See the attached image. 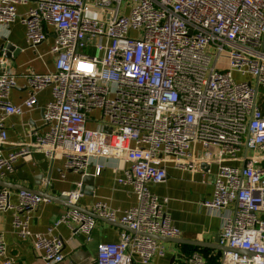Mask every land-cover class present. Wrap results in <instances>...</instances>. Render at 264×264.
<instances>
[{
  "label": "built area",
  "instance_id": "1",
  "mask_svg": "<svg viewBox=\"0 0 264 264\" xmlns=\"http://www.w3.org/2000/svg\"><path fill=\"white\" fill-rule=\"evenodd\" d=\"M28 6L18 14V7ZM21 22L29 49L53 38L55 70L27 76L28 96L19 105L12 72L0 75V180L34 153L86 174L94 159L130 164L119 183L131 185L137 206L118 218L108 204L90 212L129 228L116 243L97 247L96 264H151L167 253L155 237L178 239L181 232L166 210L167 199L149 185L168 179L167 166L213 176L207 212L220 219L219 264H264V0H0V28ZM44 107V134L4 155V120ZM98 113L99 117H92ZM96 123L89 129L88 122ZM104 165L98 163L96 174ZM82 183L70 203L77 205ZM0 187V213L13 210V228L47 264H62L66 225L92 241L96 220L76 210L62 214L47 234L30 221L49 200L21 191L12 206ZM240 251L248 253L243 255ZM184 264H208L200 252ZM0 264L7 257L0 233Z\"/></svg>",
  "mask_w": 264,
  "mask_h": 264
},
{
  "label": "crops",
  "instance_id": "2",
  "mask_svg": "<svg viewBox=\"0 0 264 264\" xmlns=\"http://www.w3.org/2000/svg\"><path fill=\"white\" fill-rule=\"evenodd\" d=\"M27 10L28 6H20L18 14L23 15ZM52 43L53 38H50L36 49H29L26 42V29L21 22L17 21L9 28H0V46L5 44L6 47L12 44L20 49L15 58L0 59V72L3 74L12 72L16 76L17 87L11 92L9 98L13 105H21L28 96V74L31 72L47 74L55 70V58L50 54ZM3 65H6L5 69ZM51 100V90L46 89L38 95V106L35 109L26 110L22 115L9 116L4 120L7 131V144L3 147L4 155L17 150L20 143H31L34 132L44 134L47 131L43 113L44 107ZM96 115L99 116L98 113H94L92 117ZM88 128H96V123L89 121ZM98 163L104 165L100 175L96 174ZM129 168L130 164L117 159H94L86 171V174L94 179V189L92 193L82 194L77 206L89 213L94 204L103 202L117 211L118 218L130 208L137 206L138 198L133 187L118 181L125 177V171ZM81 173V171L67 168L66 158L63 156H57L54 161H51L42 153H34L21 158L15 164L13 171L6 172L0 180L2 182L0 187L10 192L9 202L12 206H16L19 203V194L23 190L49 195L55 191L57 196L74 192L77 184L82 183ZM167 173L168 179L165 183L150 184L149 189L157 197L168 200L166 210L173 225L181 232V238L214 243L219 238L221 222L220 219L211 216L204 207V202L210 200L213 195L214 187L211 182L213 176L209 175L205 179L200 172L178 170L171 164L167 166ZM68 210L66 206L52 201L43 204L32 216L31 231L47 234L54 222ZM13 214V210L0 213V233L6 243L7 257L15 264H47L33 250L32 241L19 239L13 228ZM95 220L96 227L92 233L91 242H87L82 234L72 235L66 225H61L55 230L54 235L62 238L64 242L63 253L66 259L62 264H96L98 245L116 243L119 241L120 234L126 231L100 218ZM162 243L166 247V255L156 257L151 264H184L182 257L191 254L194 250L221 254L212 249ZM202 253L209 258L208 253ZM216 262L219 264V258Z\"/></svg>",
  "mask_w": 264,
  "mask_h": 264
},
{
  "label": "water",
  "instance_id": "3",
  "mask_svg": "<svg viewBox=\"0 0 264 264\" xmlns=\"http://www.w3.org/2000/svg\"><path fill=\"white\" fill-rule=\"evenodd\" d=\"M20 52V49L16 48L15 46H13L12 44H8L5 47V44L0 46V59L5 58L8 60H11L12 57L15 58L16 54ZM6 68V65H3V69ZM3 73L0 72V75H2ZM82 177V189H81V194H87V193H92L94 186H93V177L87 174H83L81 173ZM89 185V187H88ZM0 186H2V182H0ZM23 191H29V190H23ZM37 195L48 199L49 201L55 202V203H59L61 205L66 206L69 210H76V211H80L82 213L88 214V215H92L94 218H99L98 216L93 215L92 213H87L84 210H81V208H79L77 205H73L70 203V196L66 195V194H62L60 196H57L56 192L53 191L52 195L49 194H41V193H37ZM100 220H104V221H108L105 219L100 218ZM111 224L118 226L120 228H122L123 230H126V232H130L133 233V231L129 230L128 227L119 224L118 222H111L108 221ZM157 240L164 242V243H171V244H175V245H179V246H189V247H194V248H201V249H212L215 251H219V252H228V251H233V252H237V250H232L230 248H226V247H221L219 245L220 239L218 238L217 240H215L214 243H206V242H198V241H191V240H185L182 238H178V239H168V238H161V237H155ZM241 254L243 255H248V253L244 252V251H240Z\"/></svg>",
  "mask_w": 264,
  "mask_h": 264
},
{
  "label": "trees",
  "instance_id": "4",
  "mask_svg": "<svg viewBox=\"0 0 264 264\" xmlns=\"http://www.w3.org/2000/svg\"><path fill=\"white\" fill-rule=\"evenodd\" d=\"M198 250H194V252H197ZM198 252H200V251H198ZM202 252H206V253H208V251H201L200 253H202ZM193 253V252H192ZM203 254V253H202ZM209 254V258H208V264H217V262L216 261H218V258H219V256H220V254H215V253H208Z\"/></svg>",
  "mask_w": 264,
  "mask_h": 264
},
{
  "label": "rangeland",
  "instance_id": "5",
  "mask_svg": "<svg viewBox=\"0 0 264 264\" xmlns=\"http://www.w3.org/2000/svg\"><path fill=\"white\" fill-rule=\"evenodd\" d=\"M96 117H99L98 115H96Z\"/></svg>",
  "mask_w": 264,
  "mask_h": 264
}]
</instances>
